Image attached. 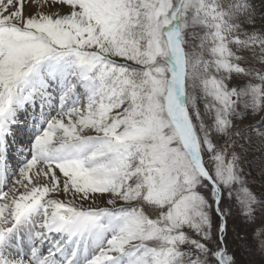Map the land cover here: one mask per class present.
I'll return each mask as SVG.
<instances>
[{
	"label": "snow or ice",
	"instance_id": "6c2138e0",
	"mask_svg": "<svg viewBox=\"0 0 264 264\" xmlns=\"http://www.w3.org/2000/svg\"><path fill=\"white\" fill-rule=\"evenodd\" d=\"M254 139L264 0H0V264H236L232 207L264 211Z\"/></svg>",
	"mask_w": 264,
	"mask_h": 264
},
{
	"label": "rangeland",
	"instance_id": "374dc122",
	"mask_svg": "<svg viewBox=\"0 0 264 264\" xmlns=\"http://www.w3.org/2000/svg\"><path fill=\"white\" fill-rule=\"evenodd\" d=\"M256 6L257 10L259 11L260 0H256ZM27 11L32 12L34 10L28 9ZM60 11L66 12L67 9L63 8L60 9ZM39 104L36 102L35 106H29L26 108L25 111L21 112L19 114L18 125L12 129L14 133L12 140L14 141V143L12 144V147L9 151V163L13 171L18 170V168L20 167V163L16 158H14L13 152L18 148L27 149L31 146L30 141L33 139L34 136V126L37 124L38 120L42 115L41 109L43 108V112L45 113L50 111L47 105H43L42 107V105ZM51 115H56V112L51 111ZM258 120V117L249 118L244 120L242 124H253L256 123ZM257 155L259 157V160L262 158L264 161V154L262 153V150L260 148ZM262 167L260 166V169ZM261 170H263V168ZM244 171L246 174H248V171L246 172L245 168ZM259 178L260 177L257 176L258 181ZM14 179H16L15 176L9 177V186L11 185ZM249 182L250 181H248L249 187L254 191ZM4 190L7 191L8 186H5ZM55 198L61 200L67 199V197H65L63 193H61ZM106 200L107 197H96L95 204L93 206H106ZM90 204H92V202L88 201L84 203V206L88 207ZM258 217L259 216L257 215L255 221L253 222L246 221L239 215L236 208L234 206L232 207L231 214L229 215L227 220V233L225 236V243L227 245L228 251L234 255L236 264H264V249H261L257 243V233L259 231H264V224H260V221L257 220ZM214 220L216 221V223L219 222L218 219L215 218V216Z\"/></svg>",
	"mask_w": 264,
	"mask_h": 264
},
{
	"label": "trees",
	"instance_id": "16d2710c",
	"mask_svg": "<svg viewBox=\"0 0 264 264\" xmlns=\"http://www.w3.org/2000/svg\"><path fill=\"white\" fill-rule=\"evenodd\" d=\"M262 150V153L264 154V144H262L261 141L254 139L253 143L251 145H246L243 150V165L246 170L247 177L249 184L254 189L256 195L258 198L264 199V161L261 158L259 160V157L257 155L259 148ZM261 157V156H260ZM263 165V170L260 169V166ZM257 176L260 177L259 181L257 179ZM257 215L259 216L257 218L258 221H260V224H264V211H258ZM256 215V216H257Z\"/></svg>",
	"mask_w": 264,
	"mask_h": 264
}]
</instances>
